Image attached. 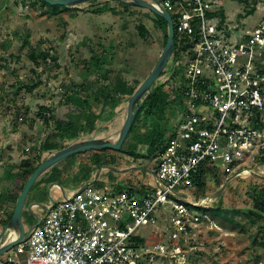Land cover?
<instances>
[{
    "label": "rangeland",
    "instance_id": "374dc122",
    "mask_svg": "<svg viewBox=\"0 0 264 264\" xmlns=\"http://www.w3.org/2000/svg\"><path fill=\"white\" fill-rule=\"evenodd\" d=\"M222 3L225 22L232 29L238 31L245 26L250 29L259 20L258 12L242 16L254 0H222ZM156 16L149 9L117 0H91L57 8L42 0H0V161L7 159L5 162H14L15 165L11 169L12 175L8 177L11 181L0 180V232L10 220L7 221L30 168L41 157L46 159L57 151H45L42 144L47 134L55 130V120L59 114L66 118L69 116L66 100L72 103V100L74 102L85 96L96 100L122 97L126 104L130 96L114 92L111 88L118 73L128 71L126 78L136 90L151 72L166 43L164 24L160 25ZM140 26H144L145 35L141 33ZM49 57L52 61L43 63ZM183 63V59L172 55L148 95L162 92L166 101L149 116L143 111L139 114L134 125L135 137H145L149 141L153 137L159 139L174 124L177 108L172 98L177 95V76L181 72L178 70L183 71ZM83 84L85 88L78 90ZM31 86L34 89L29 91ZM98 105L99 102L94 103V107ZM119 122L116 119L108 121L110 137L115 138L121 129ZM80 131H85V128ZM70 132L64 130L60 137L53 140L60 149L74 143H65V137ZM144 142L137 150L138 158L144 162L134 163L151 169L150 160L155 154L150 153V144ZM85 152H90L88 158L91 160L96 154L99 157L107 153L122 154L112 149ZM12 155L14 158L8 160ZM249 161L224 163L219 160L208 168L206 164L204 169L212 172L206 175L205 194L201 197H197V187L177 188L175 191L187 199L200 202L215 192L234 171L250 168L264 170L263 160ZM19 162L23 163L21 167L16 165ZM132 163L114 162L111 166ZM69 169H72L71 166ZM119 178L131 181V188L137 191L155 185L151 173L142 170L120 173L103 169L100 178L91 187L116 189ZM258 178L249 175L237 177L228 183L214 201L217 206H222L224 217L217 219V228L204 221L192 228L185 238L181 237L188 244L186 264H264V247L259 245V242H264V218L251 215L249 209L252 197L264 192V181ZM58 185L72 188L69 181L58 182ZM49 186L50 183L40 191V202L64 198L59 188L50 189ZM31 195H28L26 206L30 203ZM36 211L43 216L47 213L42 207H37ZM229 218L239 225H231ZM23 220L27 230L36 221L27 211ZM173 232L168 221L159 218L155 226L143 227L139 233L148 243L170 244L175 239ZM7 237L6 233L4 240ZM191 237L196 240L189 243ZM254 237H257V244L252 242ZM14 253L15 246L0 257L7 259ZM153 264L176 263L169 258L159 257Z\"/></svg>",
    "mask_w": 264,
    "mask_h": 264
},
{
    "label": "built area",
    "instance_id": "2783aa9c",
    "mask_svg": "<svg viewBox=\"0 0 264 264\" xmlns=\"http://www.w3.org/2000/svg\"><path fill=\"white\" fill-rule=\"evenodd\" d=\"M150 1L169 12L175 33L185 40L177 117L155 155V185L144 191L89 185L65 193L0 264H153L159 257L186 264L189 250L182 239L201 222L218 224L175 198L183 197L175 190L196 187L206 164L264 161V0H255L259 20L253 28L238 31L226 17L223 22L222 0ZM159 218L178 240L148 243L139 233Z\"/></svg>",
    "mask_w": 264,
    "mask_h": 264
},
{
    "label": "water",
    "instance_id": "95a60500",
    "mask_svg": "<svg viewBox=\"0 0 264 264\" xmlns=\"http://www.w3.org/2000/svg\"><path fill=\"white\" fill-rule=\"evenodd\" d=\"M46 3L56 6H74L77 4L85 3L91 0H43ZM120 2H124L125 4L139 6L142 8L149 9L155 15L163 18L168 25V37L165 43V46L158 58L156 64L152 68L151 72L147 75V77L143 80V82L139 85V87L134 91V93L130 96L127 105V113L125 121L118 132L117 137L112 140V138H92V139H85L76 141L65 148L59 149L56 152L52 153L46 159H44L40 164L35 168V170L30 174L27 178L22 191L20 192L18 199L16 201V205L14 207L12 216L4 227V229L0 232V256L11 250L17 244L24 242L30 236L32 230L39 225L42 220V215L38 213L35 209L37 207H42L44 210H49L51 205H46L40 201H32L27 206V198L30 194L33 186L37 182V180L51 167L56 165L58 162L69 158L75 154L89 151V150H105V149H112L115 151H119L123 144L125 143L129 132L133 126L135 118L141 109L145 98L151 93V88L154 83L158 80L161 76L163 71L165 70L166 66L168 65L175 48V28L174 23L171 18L169 12L159 4V8L150 0H117ZM159 3L158 0H154ZM103 169H110L115 172L126 173L130 171H138V170H145L150 171L148 168H144L141 166H132L126 168H119L116 166L111 165H100L95 173V176L92 180L83 184L78 191L83 190L85 187L94 184L97 179L99 178ZM249 171V175H254L259 178L264 179V174L256 171L255 169H247ZM238 171H234L229 175L227 180L213 193L207 195L203 200L200 202H191L190 200L173 195L178 200H181L187 204H193L197 207L205 206L216 201L222 192L227 187L228 183L233 179L239 177ZM57 184V183H56ZM27 211L30 216H32L36 221L33 223L30 228L27 230L24 224L23 215L24 212ZM16 230L17 235L14 238H10V231L9 230ZM9 231V232H8ZM8 234V237L4 240V235Z\"/></svg>",
    "mask_w": 264,
    "mask_h": 264
},
{
    "label": "crops",
    "instance_id": "0c3cea01",
    "mask_svg": "<svg viewBox=\"0 0 264 264\" xmlns=\"http://www.w3.org/2000/svg\"><path fill=\"white\" fill-rule=\"evenodd\" d=\"M127 73L128 71H125V70H123L122 72H119L118 77L116 78V81H119L122 79L123 82H126L128 85H131V83L126 78ZM84 98L89 99L88 107H85V106L83 107L82 105H79L78 99L74 100V102L72 100V103L69 102L67 105H68V111L71 114L69 113V116L67 118L59 114V116L55 120V130L52 132H49L46 138L51 137L53 135L52 137L53 138L55 137V140H56V137H60L58 132L56 131V121L57 120H63L65 123V127H68V131H71L70 134L67 136V138L65 137V140H66L65 143L67 144H69L70 142H76L79 140L92 139V138H112V140L116 138V137L115 138L110 137L108 135L109 133L108 121L116 119L120 121L119 123L121 125H123L125 118H126L128 102L126 101V104H124V98L122 97L121 98H117V97L116 98H113V97L97 98L98 100L91 99V96H85ZM96 102H99V105L97 107H94V103ZM72 126L73 128L74 127L75 128L70 129V127ZM76 127H78V129ZM84 128H85V131L81 132L80 130L81 129L83 130ZM77 130H79L80 133H77L76 132ZM133 132H134V128L131 131V133L129 132V135L125 143L122 146L124 149L131 150V149L136 148V151H137L139 147L142 145L141 144L142 141H145L144 144L146 143L150 144L149 142H151V140L150 141L146 140V138L142 136H141L142 138H140L139 136L135 137ZM113 134L114 132H112V136H114ZM119 155H121L122 158L117 159L116 162H133L132 164H129V165L116 166L119 168L139 166V164L137 163L135 164L134 162H144L142 161V158L140 159L136 156L127 155L124 153L119 154ZM89 156H90V152H81V153L75 154L69 158L62 160L58 162L56 165H54L53 167H51L37 180V182L33 186L30 192L32 193L31 195L32 198L30 202L40 201V199L42 198V193L40 191L46 188V186L49 183H50V186H49L50 189L59 188L62 191L63 196H64L65 193H72L78 190L86 182L92 180L95 176L97 166L94 163H89V162H94L93 160L88 158ZM13 158H14L13 155L9 156L8 160H12ZM6 160L7 159H4L2 162L0 161V180L11 181L10 178L8 177L12 175L13 170L11 169L15 165H14V162H5ZM145 162H148V161H145ZM150 162H151V169L148 168L150 171H145V170H142V171L151 173V176L156 183L155 174H154L155 155H152ZM70 163H74V164L69 165ZM16 165L21 167L22 162H19V164H16ZM69 166H71L72 169H69ZM85 166H90V168L85 169L84 168ZM141 167L147 168V166H141ZM61 181H69L70 185H72V188H68L65 186H59L58 182H61ZM122 184H124L126 187L130 186L129 188L133 186L131 185V181H129L128 179L125 180L124 178L122 179L119 178L116 188L118 186L124 187L122 186ZM54 200L56 199H52V201L48 203L47 202L46 203L42 202V203L46 205H51L54 202ZM35 210H37V208Z\"/></svg>",
    "mask_w": 264,
    "mask_h": 264
},
{
    "label": "trees",
    "instance_id": "16d2710c",
    "mask_svg": "<svg viewBox=\"0 0 264 264\" xmlns=\"http://www.w3.org/2000/svg\"><path fill=\"white\" fill-rule=\"evenodd\" d=\"M43 1V0H42ZM45 2V1H43ZM46 3V2H45ZM53 6V5H52ZM59 5H56L54 6V8H57ZM101 11V10H99ZM255 12V0H254V3L252 4V6L250 8H246L245 12L242 14L243 17H247L251 14H253ZM221 14L223 16V22H224V19H225V16H224V12L221 11ZM240 16V17H242ZM157 19H158V23L160 25H163L164 24V28H165V40H167V37H168V25H167V22L159 17V16H156ZM158 24V25H159ZM140 29H141V33L143 35H145V30H144V26H140ZM185 40H180L178 35L175 33V48H174V52L173 54H175V56H177V58H181V51H180V43H183ZM50 58V61L48 60V58L46 60H43V63L44 62H51L52 61V58ZM34 59L37 60V58L35 57ZM181 71V72H179ZM178 72L180 74H178L177 77H179L182 73V70H178ZM177 74V72L175 73ZM93 84V82L91 83ZM94 85V84H93ZM178 86H179V83H178ZM88 87V86H87ZM111 87V86H110ZM85 88V85H80L78 90L79 89H84ZM114 92H123V93H126L128 94V96H131L135 89L131 87V85H128L126 82H123L122 79L119 80V81H115V83L112 85L111 87ZM34 89V86H31L28 88L29 91H32ZM178 89V88H177ZM108 98V97H107ZM73 99V98H72ZM78 99V104L79 105H82L83 107H88L89 105V99L88 98H77ZM166 98L164 97L163 93L161 92H154L152 95L148 96L146 102L144 103V105L141 107L139 113L137 114L136 116V119L134 121V124L130 130V133L131 131L133 130L134 128V125H135V122L137 121V118L139 116V114L143 111V113H145L147 116L153 114L155 112L156 109H159L161 108L162 104ZM66 100V99H64ZM71 100L67 101V104L70 102ZM172 101L175 102L176 104L178 103V99L174 96V98H172ZM45 109V108H44ZM46 111V110H45ZM53 115L49 116V117H52ZM21 119V118H20ZM46 119V118H45ZM52 119V118H51ZM64 130H68V127H65V123L63 120H57L56 121V131L58 132V134H62ZM169 132L170 130H168V133L165 135L164 133L160 136L159 139H157L156 137H153L152 141L150 142V153L152 151V154H155L157 153V151L159 149H161L167 142V139H168V135H169ZM57 134V136H58ZM53 136V135H52ZM47 137L43 144H42V149L45 150V151H55L57 149H60L61 147H58V145L53 141L55 139V137ZM56 136V134H55ZM166 136V137H165ZM151 148L153 150H151ZM105 150H110V149H105ZM119 153H124V154H127V155H131V156H136L138 157L139 154L137 153L136 151V148L134 149H131V150H126L124 149L123 147L118 151ZM119 158H122L121 155L119 154H113V153H107L105 154L104 156L102 157H99L98 154H96V157L93 159L94 160V164L97 166V168L100 166V165H113L114 162H116L117 159ZM44 160V158H40L38 160V162L36 164H34V166H32L30 168V171L27 173V176H26V179L25 181L27 180V178L30 176V174L35 170V168L40 164V162H42ZM23 165V163H22ZM85 169H89L90 166H85L84 167ZM83 169V168H82ZM212 171L210 170H207V169H203L200 173V175L198 176L197 180H196V187H197V197H201L202 195H204L205 193V185H206V180H207V176L209 173H211ZM258 178V177H257ZM259 180H262L264 181V179L262 178H258ZM24 186V183L22 185V188ZM201 199H199L200 201ZM196 202V201H195ZM198 202V201H197ZM251 206L249 207L250 209V214L251 215H257L259 218H264V192H260L258 193V195H254L251 199ZM188 207L194 211V212H197V213H200V214H209L214 221H217V219H224L223 215H222V206L219 205L217 206L216 205V202H212L210 204H207L205 206H201V207H197L193 204H188ZM12 214L9 216V218L7 219V221L11 218ZM219 222V221H217ZM229 222L231 225L233 226H238L239 223L234 221L232 218H229ZM136 242L138 244H144L145 243V239L144 238H141V237H137L135 238ZM254 244H257L258 243V240H257V237H254L253 238V241H252ZM260 246H263L264 247V242L261 241L259 242Z\"/></svg>",
    "mask_w": 264,
    "mask_h": 264
},
{
    "label": "bare ground",
    "instance_id": "6f19581e",
    "mask_svg": "<svg viewBox=\"0 0 264 264\" xmlns=\"http://www.w3.org/2000/svg\"><path fill=\"white\" fill-rule=\"evenodd\" d=\"M255 170L258 171V172H260V173H262V174H264V170L263 169H260L259 168V169H255ZM249 174L250 173H249V171L247 169H243V170H241V171L238 172V176L239 177H247V176H249ZM9 231H10V238L16 237V235H17V231L16 230L12 229V230H9Z\"/></svg>",
    "mask_w": 264,
    "mask_h": 264
}]
</instances>
